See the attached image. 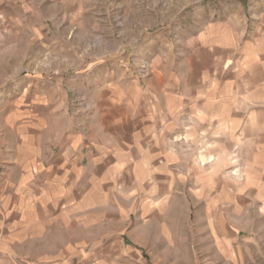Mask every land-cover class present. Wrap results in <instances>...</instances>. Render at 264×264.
I'll return each mask as SVG.
<instances>
[{"label": "rangeland", "instance_id": "1", "mask_svg": "<svg viewBox=\"0 0 264 264\" xmlns=\"http://www.w3.org/2000/svg\"><path fill=\"white\" fill-rule=\"evenodd\" d=\"M262 61L264 0H0V264H34L55 229L17 225L24 162L33 175L64 130L105 141L109 113L122 158L154 142L165 170L121 172L119 218L73 229L121 242L84 245L109 254L84 264H264V131L241 130ZM142 93L159 94L166 130L133 135Z\"/></svg>", "mask_w": 264, "mask_h": 264}, {"label": "crops", "instance_id": "2", "mask_svg": "<svg viewBox=\"0 0 264 264\" xmlns=\"http://www.w3.org/2000/svg\"><path fill=\"white\" fill-rule=\"evenodd\" d=\"M262 62L263 64H259L256 69L247 70V73L251 76H258L257 87L260 89L258 96L263 101L262 104L258 102L260 105L251 112L243 114L241 130L254 128L264 131V61ZM139 98V103L144 108H141L138 114L135 115V105L138 102L135 94H133L134 102L130 103V106H134L133 114L135 115L130 119V123L132 122L133 125V135L137 136L138 131L166 130L165 123H158L156 118V115H161L162 112L159 94L142 93ZM181 100L180 108L185 112L183 106L186 96H182ZM148 102H150V106ZM109 114L106 115L110 118L109 123H106L104 118L102 126V130H105V141L91 137L92 140L89 142L84 136L73 130H64L57 142L49 145V154L47 156L39 154L35 159L37 165L34 166L33 175L30 174L29 165L25 164L26 162L22 165V174L19 176L20 183L18 181L16 194L17 225L24 229L31 225L33 236L36 235L37 229L43 231L45 224L55 228L52 232H48L49 235L44 236L52 239L39 244L42 248L40 253L43 254L33 258L34 264H84V260L88 261L91 258H102V260L108 258L109 254H99L98 249L95 250L96 257H93L92 254H84V245H103L108 242L109 245L114 246L119 245L122 238L105 240V238L88 239L82 235L74 237L73 229L78 226L84 228V218L89 221V225H102L105 217L119 218L121 207L118 197L121 190L118 186L119 183L116 182L121 178V172H129L130 178H137L140 172L142 174L147 170L146 174L150 178H155L158 177L156 172L159 168L162 169L164 166L165 170L166 161L163 162L162 157L154 159L150 157L151 154L158 151V145L154 142L145 145L144 151L141 145L136 144L129 152L134 157L122 158V153L129 148L122 147L117 142L118 135L114 134V131H120L114 124L115 122L119 123L120 114ZM100 115H102L101 118L105 117L102 111ZM217 117L218 115L213 113V119H217ZM141 119L147 121L149 125L142 126ZM113 120L114 123H112ZM96 135L100 136L101 134ZM38 150H41L40 147ZM153 190L151 189V191ZM136 192L135 189H132L130 194H137ZM159 193H163L162 190ZM106 208L110 210H106ZM1 214L3 216L2 212ZM5 223L6 220L1 218L0 226L3 227ZM21 238H25V234H21ZM134 243L142 242L135 240ZM46 245L49 247L44 248ZM122 256L126 257L121 253L110 254L113 260L115 258L120 260ZM128 257L135 261L132 264H140L138 254H130Z\"/></svg>", "mask_w": 264, "mask_h": 264}]
</instances>
